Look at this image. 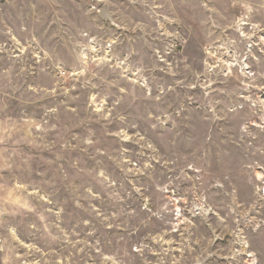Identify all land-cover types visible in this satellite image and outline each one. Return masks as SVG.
Here are the masks:
<instances>
[{
    "label": "rangeland",
    "instance_id": "374dc122",
    "mask_svg": "<svg viewBox=\"0 0 264 264\" xmlns=\"http://www.w3.org/2000/svg\"><path fill=\"white\" fill-rule=\"evenodd\" d=\"M22 4L0 0L8 264H264V0Z\"/></svg>",
    "mask_w": 264,
    "mask_h": 264
},
{
    "label": "crops",
    "instance_id": "0c3cea01",
    "mask_svg": "<svg viewBox=\"0 0 264 264\" xmlns=\"http://www.w3.org/2000/svg\"><path fill=\"white\" fill-rule=\"evenodd\" d=\"M43 0H22V6H21V12L25 13L23 16L27 19H33L34 14V7L36 5H39ZM33 22L32 25H34V20H24L22 21V27H27V22ZM5 218L2 213H0V264H8V254H7V246L3 243V238L1 237L2 227L4 226Z\"/></svg>",
    "mask_w": 264,
    "mask_h": 264
},
{
    "label": "bare ground",
    "instance_id": "6f19581e",
    "mask_svg": "<svg viewBox=\"0 0 264 264\" xmlns=\"http://www.w3.org/2000/svg\"><path fill=\"white\" fill-rule=\"evenodd\" d=\"M102 16H103L105 19H109V20L111 21V18H110V16L108 15V13H107L106 10H104V11L102 12Z\"/></svg>",
    "mask_w": 264,
    "mask_h": 264
}]
</instances>
